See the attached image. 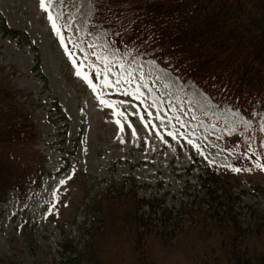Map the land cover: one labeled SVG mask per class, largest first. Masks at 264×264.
<instances>
[{"label":"rangeland","instance_id":"374dc122","mask_svg":"<svg viewBox=\"0 0 264 264\" xmlns=\"http://www.w3.org/2000/svg\"><path fill=\"white\" fill-rule=\"evenodd\" d=\"M98 2L0 0V264H264V114L257 124L131 57Z\"/></svg>","mask_w":264,"mask_h":264},{"label":"trees","instance_id":"16d2710c","mask_svg":"<svg viewBox=\"0 0 264 264\" xmlns=\"http://www.w3.org/2000/svg\"><path fill=\"white\" fill-rule=\"evenodd\" d=\"M106 2L113 7H104L100 19L105 28L113 29L112 39L117 40L122 34L132 37L133 55L147 53L180 78L193 80L219 106L229 104L258 124L264 114V65L256 67L251 60L264 55V27L262 32L250 29L258 27L255 17L259 16L260 1ZM240 5L245 6L238 10ZM222 16L228 21H217ZM205 27L208 31L199 40L205 46H187L188 40ZM8 33L17 35L15 31ZM210 38L220 42L222 39L235 41L240 45L210 46ZM6 187L0 183V201Z\"/></svg>","mask_w":264,"mask_h":264},{"label":"snow or ice","instance_id":"6c2138e0","mask_svg":"<svg viewBox=\"0 0 264 264\" xmlns=\"http://www.w3.org/2000/svg\"><path fill=\"white\" fill-rule=\"evenodd\" d=\"M40 6L42 8H44L46 11H48V8L50 7V5H48V6L45 5V0H40ZM48 19L50 21H52V27L56 31V34L60 37V42L65 47L66 53L70 57H72L73 56V53L67 48V46L65 44V37L62 34V28H61V26H58L56 20H54L53 15H52V13L50 11L48 12ZM89 47H91V46H89ZM84 55H85V59H87V55L88 54L87 53H84ZM98 58H102L104 60H107V57H98ZM72 63L75 65L76 64V60L75 59H72ZM88 67L94 68L97 74H102V75H105V77H107V72H108V69L107 68H105V69L102 70L101 68L97 67L94 64H89ZM76 75L77 76H82L88 82L89 86H91L93 88V90H96L97 86L92 82L89 74L87 72L83 71V65H80L77 68ZM103 83L105 85H109V86H111L114 83L116 85L117 89H119V86L121 84V81L119 79H117L115 81H111V80L105 78L104 81H103ZM124 92H125L126 95L128 94L127 89H124ZM136 98H137V100H140L142 98V94L140 93V89L139 88H137V90H136ZM101 103L110 104L109 101H106L104 99H101ZM117 115L119 117H123L125 115V113L124 112H118ZM141 119H143V116H141ZM117 123L118 124H121V119H117ZM121 127L123 128V125L122 124H121ZM133 134H135V130L134 129H133ZM169 135H173V133L170 132ZM189 142L191 143V141H189ZM257 167L264 168V164L257 165ZM233 170L236 171V172L241 171L240 168H233ZM249 171H250V169H249ZM64 182L65 181H61V183H64Z\"/></svg>","mask_w":264,"mask_h":264}]
</instances>
